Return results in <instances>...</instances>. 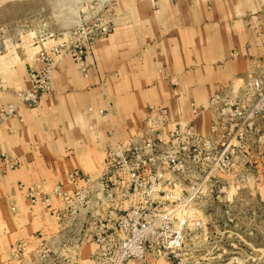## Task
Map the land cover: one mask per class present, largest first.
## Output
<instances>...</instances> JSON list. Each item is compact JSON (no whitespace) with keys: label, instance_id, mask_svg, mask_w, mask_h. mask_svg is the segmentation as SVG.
<instances>
[{"label":"crops","instance_id":"0c3cea01","mask_svg":"<svg viewBox=\"0 0 264 264\" xmlns=\"http://www.w3.org/2000/svg\"><path fill=\"white\" fill-rule=\"evenodd\" d=\"M142 5L121 13L113 34L96 44L87 76L64 56L38 107L18 96L41 66L37 56L12 57L11 75L0 77L1 102L22 116L0 120V152L20 164L0 174V264H65L74 249L76 264H95L94 210L70 215L56 202L33 206L18 185L77 190L82 183L69 175L98 176L104 150L145 127L150 106L167 108L181 125L194 120L206 133L213 115L194 118L191 103L264 68V0H159L154 11ZM56 42L39 45L37 54ZM19 244L24 250L16 253Z\"/></svg>","mask_w":264,"mask_h":264},{"label":"built area","instance_id":"2783aa9c","mask_svg":"<svg viewBox=\"0 0 264 264\" xmlns=\"http://www.w3.org/2000/svg\"><path fill=\"white\" fill-rule=\"evenodd\" d=\"M101 30L98 35L108 32ZM93 43L87 47L75 39L71 45L61 43L41 51L37 56L41 66L30 72L28 88L18 93L20 102L38 107L42 96L51 91L52 74L66 55L87 76ZM191 107L194 118L204 112L213 115L206 133L195 127L194 120L181 125L171 119L167 108L150 106L145 127L104 150L98 176L78 171L69 175L72 183L82 187L70 191L60 184L50 189L44 182L19 184L20 195L33 206L51 209L59 203L70 215L94 210L90 236L95 264H191L194 254L186 250L189 243L219 237L209 231L199 203L227 208L228 186L221 182L223 177L232 175L246 182L232 190V196L237 192L253 199L257 194L254 177L244 165L256 160L259 141L253 127L264 112V68L246 75L242 86H219L206 105ZM21 117L15 105L0 100L2 122ZM19 167L8 153L0 152V174ZM23 250V244L15 248L16 253ZM75 250L72 257H64L65 264H76Z\"/></svg>","mask_w":264,"mask_h":264},{"label":"rangeland","instance_id":"374dc122","mask_svg":"<svg viewBox=\"0 0 264 264\" xmlns=\"http://www.w3.org/2000/svg\"><path fill=\"white\" fill-rule=\"evenodd\" d=\"M158 2L159 0H0V77L11 75L9 64L12 57L33 59L34 55L38 56L40 53L37 54L38 46L51 41H57L53 46L61 43L71 45V42L78 39L88 47V42L93 40L89 57L99 41L113 34L115 25L121 22V13L139 3H143V10L147 6V10L154 11ZM103 28H107L108 32L98 35ZM17 66L23 67L21 64ZM242 84L243 81L240 80L235 86L240 87ZM206 103L194 101L191 106H204ZM253 128L254 137L259 141L256 160L244 165V170L252 173L257 194L250 199L249 195H239L236 192L237 196L234 197L232 190L243 187L246 182L243 183L232 175L223 177L221 182H226L228 186V195L224 196L227 208H209L207 203H199L209 231L213 237H219L214 241L211 238L208 243H189L186 250H191L194 254L193 259L189 260L191 264H264V112L258 115ZM228 201L233 202L229 204ZM226 223L228 226H224ZM212 225H216V228ZM220 237L224 239L218 242Z\"/></svg>","mask_w":264,"mask_h":264}]
</instances>
